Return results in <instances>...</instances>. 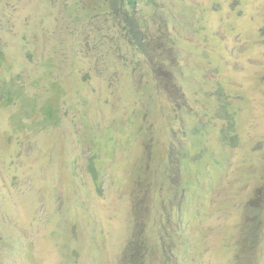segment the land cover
<instances>
[{
  "label": "rangeland",
  "instance_id": "1",
  "mask_svg": "<svg viewBox=\"0 0 264 264\" xmlns=\"http://www.w3.org/2000/svg\"><path fill=\"white\" fill-rule=\"evenodd\" d=\"M109 2L0 0V264H264V0Z\"/></svg>",
  "mask_w": 264,
  "mask_h": 264
},
{
  "label": "trees",
  "instance_id": "2",
  "mask_svg": "<svg viewBox=\"0 0 264 264\" xmlns=\"http://www.w3.org/2000/svg\"><path fill=\"white\" fill-rule=\"evenodd\" d=\"M139 1L140 0H110V2L107 5V10H109V12L111 11V15L113 16V20H114V25L117 24V26H119L120 28H138L139 26H142L143 23L144 25H146L145 22L143 23L139 22L140 23L139 25L133 22L134 14H136L135 12L137 10ZM142 11H143V15L145 16L149 14L151 10L149 7H143ZM134 37L137 41L136 43H138V45H141L140 46L141 51H146V47L148 46V44H143L142 43L143 39L140 38L136 32ZM136 254L138 253H135L131 257H128V261L126 263L131 264L136 258H138Z\"/></svg>",
  "mask_w": 264,
  "mask_h": 264
}]
</instances>
